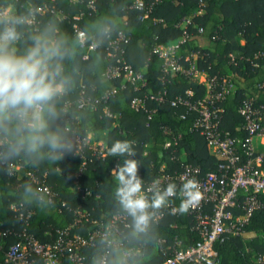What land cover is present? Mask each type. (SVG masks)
Returning a JSON list of instances; mask_svg holds the SVG:
<instances>
[{
	"label": "trees",
	"instance_id": "obj_1",
	"mask_svg": "<svg viewBox=\"0 0 264 264\" xmlns=\"http://www.w3.org/2000/svg\"><path fill=\"white\" fill-rule=\"evenodd\" d=\"M145 1L150 7L146 18L133 0H96L94 11L88 0H0V13L8 10L9 16L29 17L36 8H45L36 14L34 25L18 28L22 33L14 46L18 55L31 44L33 35L50 24L67 40L69 55L60 61L66 91L55 101L58 115L50 122V130L71 145V150L56 160L49 158L47 147L41 158L24 152L8 156L6 145H0V264H5V252L18 241L17 234L23 229L39 242L52 244L64 230L71 238L88 237L96 230L95 222L107 224L114 214L125 212L115 197L112 175L125 157L108 155L116 140L136 142L133 158L140 163L145 189L154 179L178 186L176 176L186 165L199 168L202 175L223 174L218 158L193 129L197 113L180 103L201 100L206 92L196 75L188 73L192 65L208 77L230 79L233 92L217 104L222 110L220 129L238 139L243 152L246 133L239 107L247 99L256 106L264 105V0ZM4 20L0 17V29ZM74 24L86 34V43L93 42L96 49L80 47ZM118 32L128 42L122 44V56L117 53L109 58V41L115 40ZM184 32L188 37L180 43ZM174 44L182 71L166 73L154 48ZM117 59L141 74L145 86L132 84L123 74L109 78L107 69L117 66ZM111 92V97H104ZM151 96L163 100L156 102ZM81 98L88 101L84 107H78ZM133 98L141 99L147 111L133 109ZM74 138L84 139L80 148ZM97 144L105 147L102 155ZM26 186L31 187L30 193ZM42 187L48 188L50 195L46 196ZM245 196L239 192L238 206L232 209L234 217L243 215ZM257 199L260 206L253 210L242 232L224 233L214 243L219 264H258L257 257L264 255V195ZM180 203L181 198L174 197L168 208L156 210L148 231L142 234L134 232L128 215V227L121 225V236H113L121 245L114 248L97 238L93 246L81 249L83 264H100L105 253L107 264H117L121 250L128 249L145 253L135 255L131 264H162L165 256L156 248L161 241L170 245L179 240L183 249L197 243L192 218L187 210H180ZM170 206L178 213L171 214ZM159 212L163 216L157 219Z\"/></svg>",
	"mask_w": 264,
	"mask_h": 264
},
{
	"label": "built area",
	"instance_id": "obj_2",
	"mask_svg": "<svg viewBox=\"0 0 264 264\" xmlns=\"http://www.w3.org/2000/svg\"><path fill=\"white\" fill-rule=\"evenodd\" d=\"M96 0H88V7L95 10ZM134 7L143 13V18L148 17L150 7L145 0H133ZM45 10L43 7L35 9L29 18L31 23H36V14L42 13ZM0 13V17L8 19ZM189 23V21H186ZM74 31L78 37L80 47L91 51L96 49V45L86 43L85 38L81 37L84 33L77 24L73 25ZM188 37L186 32L180 40L183 43ZM128 39L122 32H118L115 40L109 41L111 51L108 52V57H116L117 53L123 54L122 44H126ZM177 44L170 46H160L154 48V53L162 60L163 70L182 71V66L179 58L176 55ZM87 59V56H84ZM118 65L107 69L109 78L119 77L123 74V79L130 81L132 84L140 82L141 86H145V79L139 73H134L132 69L124 63L122 59H117ZM188 73L196 75L195 66L192 65ZM200 82V81H199ZM205 87V95L201 100L189 101L183 100L182 103L189 110L197 113V118L193 123L194 131L198 132L204 139L206 147L214 154L219 161V170L223 173L218 176L214 172L202 175L199 168L186 165L183 170L176 176L178 186L185 179H195L198 181V188L201 193V198L198 202L191 204L187 209V214L191 216L193 221V230L199 236V241L186 249L181 247L179 240H174L170 245H166L163 240L159 243L157 250L165 256V261L162 264H219L214 250V243L224 233L238 235L242 232V226L247 222L253 210L260 206L258 195H264V105L256 106L251 99L245 100L239 107L238 113L243 119V130L246 133V138L241 145L243 152L239 151V140L231 137L229 133L222 132L220 125L222 117L221 108L218 103L223 101L229 94L233 92V86L228 77L216 78L208 77L200 82ZM264 88V83L261 85ZM113 94L106 93L104 97L109 98ZM190 96L191 93H188ZM151 100L162 102L161 96H151ZM87 100L81 98L78 107H84ZM133 109H142L147 111L144 102L139 98H133L131 101ZM105 113L109 117L112 116L107 110ZM78 148L81 147L83 140L74 138ZM99 153L102 155L103 149L101 144ZM242 154L245 156L243 159ZM1 155V152H0ZM17 169V167H16ZM12 170V168H11ZM83 172V168L78 171V176ZM161 180V179H159ZM153 182V181H152ZM152 182L147 185V190L152 186ZM41 191L47 196L50 191L46 187H42ZM240 191L246 193L242 210L243 215L234 217L232 209L235 208L238 202V194ZM150 192H145L147 195ZM48 202L50 198L48 197ZM167 206L166 208H168ZM170 213L177 214L178 210L170 206ZM77 215H84L77 212ZM163 213H156L155 218H161ZM22 216L20 215V218ZM127 213H116L107 224L96 223V230L88 237L75 236L68 237L67 230L59 233L58 239L52 243H41L32 235L28 234L25 229L17 234L18 241L9 246L4 255L5 264H64V259L67 264H83L82 250L83 248L91 247L95 244V239L100 238L114 248L119 247L121 236L119 227H128ZM3 234V233H2ZM1 236V233H0ZM165 246V247H164ZM144 256L141 250H121V259L117 264H131V259L135 255ZM107 253L100 260V264H107ZM258 264H264V255L257 257Z\"/></svg>",
	"mask_w": 264,
	"mask_h": 264
},
{
	"label": "clouds",
	"instance_id": "obj_3",
	"mask_svg": "<svg viewBox=\"0 0 264 264\" xmlns=\"http://www.w3.org/2000/svg\"><path fill=\"white\" fill-rule=\"evenodd\" d=\"M0 29V145H6V155L24 152L43 158L42 150L49 149V158L56 160L71 145L50 130V122L58 115L55 101L66 91L60 61L69 55L64 37L58 36L54 24L31 37V44L23 54L14 47L22 37L20 26L31 23L28 16H9ZM81 37L86 38L85 33ZM134 140H116L108 148V155L125 157L112 171L116 182L115 197L132 218L136 234L146 233L156 210L168 206L171 198L180 197V210L186 211L199 201L198 181L185 179L179 186L175 182L163 184L154 179L145 190ZM25 191H32L26 186ZM150 192L151 196L145 194Z\"/></svg>",
	"mask_w": 264,
	"mask_h": 264
},
{
	"label": "rangeland",
	"instance_id": "obj_4",
	"mask_svg": "<svg viewBox=\"0 0 264 264\" xmlns=\"http://www.w3.org/2000/svg\"><path fill=\"white\" fill-rule=\"evenodd\" d=\"M196 76L199 78V79H198V78H197V79H198L200 82H201V81H204L205 78H206V75H204V74H200V75L197 74Z\"/></svg>",
	"mask_w": 264,
	"mask_h": 264
},
{
	"label": "crops",
	"instance_id": "obj_5",
	"mask_svg": "<svg viewBox=\"0 0 264 264\" xmlns=\"http://www.w3.org/2000/svg\"><path fill=\"white\" fill-rule=\"evenodd\" d=\"M197 74H199V75H200V74H204V73H198V72H197V73H196V75H197ZM204 75H205V74H204ZM196 77H197V76H196ZM197 78H198V77H197ZM198 79H199V78H198Z\"/></svg>",
	"mask_w": 264,
	"mask_h": 264
}]
</instances>
